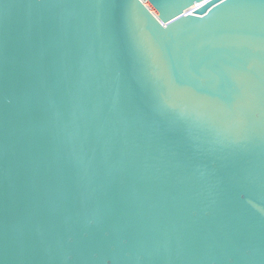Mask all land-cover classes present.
I'll use <instances>...</instances> for the list:
<instances>
[{
	"label": "water",
	"instance_id": "obj_1",
	"mask_svg": "<svg viewBox=\"0 0 264 264\" xmlns=\"http://www.w3.org/2000/svg\"><path fill=\"white\" fill-rule=\"evenodd\" d=\"M0 264H264V0H0Z\"/></svg>",
	"mask_w": 264,
	"mask_h": 264
}]
</instances>
